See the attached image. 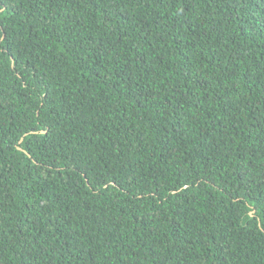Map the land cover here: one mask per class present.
<instances>
[{
  "label": "trees",
  "instance_id": "obj_1",
  "mask_svg": "<svg viewBox=\"0 0 264 264\" xmlns=\"http://www.w3.org/2000/svg\"><path fill=\"white\" fill-rule=\"evenodd\" d=\"M0 264H264V0H0Z\"/></svg>",
  "mask_w": 264,
  "mask_h": 264
}]
</instances>
